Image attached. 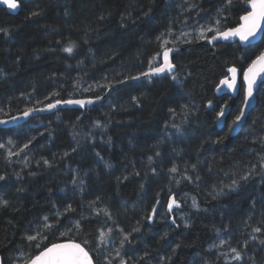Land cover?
I'll return each instance as SVG.
<instances>
[{
    "label": "trees",
    "instance_id": "1",
    "mask_svg": "<svg viewBox=\"0 0 264 264\" xmlns=\"http://www.w3.org/2000/svg\"><path fill=\"white\" fill-rule=\"evenodd\" d=\"M21 5L17 15L0 6V29L6 30L0 31V120L57 101L103 97L159 66L165 47L183 50L174 56L172 75L127 83L94 106L0 128V200L8 201L0 206L3 263L27 264L39 253L37 241L27 236L43 230L47 216L56 228L44 244L87 240L95 264H107L93 251L97 246L111 264H264V84L237 136L231 130L244 86L237 98L216 94L229 68L243 74L264 51V36L249 48L181 38L216 27L218 13L226 18L221 31L238 26L245 14L242 0L230 6L226 0H23ZM70 42L71 54L63 51ZM227 106L231 111L219 130ZM10 140L14 152L8 150ZM173 166L175 173L169 171ZM249 172L247 180L240 179ZM233 180L238 186L230 188ZM173 197L179 207L171 212ZM68 204L74 212L65 213ZM153 207L155 215L147 219ZM57 212L64 213L58 223ZM256 227L261 232H254ZM109 228V244L100 245L98 230ZM124 234L130 235L122 245Z\"/></svg>",
    "mask_w": 264,
    "mask_h": 264
},
{
    "label": "snow or ice",
    "instance_id": "2",
    "mask_svg": "<svg viewBox=\"0 0 264 264\" xmlns=\"http://www.w3.org/2000/svg\"><path fill=\"white\" fill-rule=\"evenodd\" d=\"M4 5H6L10 9H16L19 7L18 0H0ZM233 0H226V5H232ZM243 3V11L244 15H241L239 17V21L241 23L238 24L236 27H230L227 28L226 30L221 31L220 30V25H221V20H226V18L218 13V19L215 21L216 27L209 26L206 30L205 29H200V35L199 39H207L208 37L205 36L204 32H214L215 34L211 37V40H216L217 37H221L225 40L228 39H234L236 37L239 38L240 42H243L247 44L249 47H255V45L252 43L251 38H255L257 34L259 33L260 35L264 36V0H242ZM223 9H221V12ZM33 16L39 15L37 12L32 13ZM103 19V17H101ZM0 31H6L4 29H0ZM169 34H171L169 32ZM163 35V34H162ZM187 33H182L181 38L187 37ZM161 39L158 37V40ZM168 41L163 40V45H167ZM75 45L73 43H69V46L63 48L64 52H67L71 54L73 52ZM172 49L165 47L162 57H163V64L160 67L156 68H149L150 72H155V73H162L167 69L168 71H171L172 68L174 67L173 64L170 63L169 61V52ZM161 54L157 53V57H159ZM243 59V58H241ZM228 71L232 74L231 79L225 78L220 81L222 85H227L228 88H234L235 83H236V74H237V69L235 67H231L228 69ZM264 72V51H261L259 55L256 56L254 60H252L251 64L248 66L247 71L243 73V78L248 82V89L247 93L248 96L252 95V85L255 82L256 76L260 73ZM142 75H148V73H142ZM138 77H134L136 79ZM173 80L176 79L175 76L172 77ZM56 103H60V101H57ZM66 104H79L83 105L85 104V101L83 100H68L64 101ZM87 103H92L91 100L87 101ZM55 107V104H49L48 108H53ZM29 111H32L31 109L28 111L24 112V115L27 116ZM224 113L223 111L220 112V116H223ZM243 116V111H241L240 115L236 117V121H233L235 124L237 121L241 119ZM0 123H5L4 121H0ZM12 141H9V144H11ZM28 144H24V148H28ZM0 147H3L0 145ZM75 151V149H73ZM11 155V153H9ZM159 155V153H157ZM151 157H149V161L151 162ZM45 164H48L49 162L47 160L44 161ZM193 168H195V165H193ZM154 171V170H153ZM169 171L175 173L177 172V168L173 166ZM136 175H139V173H136ZM252 173L249 172L248 175L241 176L240 179L242 180H247L249 176H251ZM187 179H191V177H186ZM0 179H4V177L0 176ZM126 179V177H125ZM72 183L75 185L76 180H73ZM238 186V182L236 180L232 181V184L229 186L230 188H235ZM81 192L84 191L83 188L80 189ZM222 191V190H221ZM97 200H99V197H97ZM96 201H92L91 204H95ZM157 204H159V200L156 201ZM8 204V201L6 200H0V206H6ZM176 205L179 207L178 203L172 198V202L168 205L169 211H171L172 206ZM193 206L198 207L196 205L195 201H193ZM75 209L72 208L71 204H68L65 208V213L67 212H74ZM105 215L108 217L109 220H112V214L108 212L107 209L103 210ZM156 209L155 207L152 208L151 214L147 217V219H151L153 215H155ZM99 214V213H97ZM64 215V213L57 212L55 214V218L57 220V223L59 222V217ZM44 223L42 225L43 230H37L35 235H29L27 236L28 241H37L35 243L34 247L37 249H40L39 253L35 255L33 258H31L27 264H95L93 255L90 254V252L87 250L86 245L88 243L87 240L84 241V245L82 246L80 243L76 242H70V243H54L50 242L49 245H45L44 241L48 240V235L49 233L52 232L53 229L56 228V224L50 223L49 219L47 216L43 218ZM175 221L173 220V223ZM113 223L115 221L113 220ZM187 227V225H185ZM74 228L77 230V232L81 231L80 227V222L76 221L74 224ZM260 227H256L253 229L254 232H261ZM59 235L64 236L67 235V232H59L57 229ZM99 231V237L98 239L100 240V245H103L106 242V237L110 235L112 232V229L109 228L107 232H104L102 230ZM119 231L121 233L124 232L123 228H120ZM133 231H139V229H133ZM130 234H124V239L121 241V244L123 245L124 241H127L129 239ZM167 236V233L164 234ZM223 243V241L221 242ZM261 244H264V240L260 241ZM43 245V247H42ZM247 245H245L246 247ZM179 247V245H177ZM93 251L96 252L97 257L101 261H107V264H111V260L108 259V256L104 254L103 251L100 250V246H97L96 249ZM119 251V250H117ZM232 252L235 253V259L239 260L241 259V253L237 251L236 248L232 249ZM121 264H126L123 260L121 261Z\"/></svg>",
    "mask_w": 264,
    "mask_h": 264
},
{
    "label": "water",
    "instance_id": "3",
    "mask_svg": "<svg viewBox=\"0 0 264 264\" xmlns=\"http://www.w3.org/2000/svg\"><path fill=\"white\" fill-rule=\"evenodd\" d=\"M22 1L23 0H18L19 7L16 9H10L6 5H4L2 2H0V6H2L4 9H6L9 14L17 15L21 11V8H22L21 2ZM240 23H241V21H240ZM251 39H252V43L256 46L262 41L263 36L258 33L255 38H251ZM202 43H206V44H217V43L240 44L243 48H249V46L247 44L240 42L238 37H236L234 39H228V40H225L221 37H217L216 40H211V38H208V39L202 40ZM170 49H172V50L169 52V61L171 64L174 65V67L172 68L171 71H168L167 69H165V71L162 73H155V72H150L148 70V71L144 72V73H148V75H142L141 74L136 79H132L129 82H125V83H122L120 85H116V86L110 88L107 91L106 95H104L103 97L73 99V101H76V100L85 101V104H83V105L66 104V103H64V101L63 102L60 101V103H56V102L52 103V104H55V107H53V108H48V105H47V106L42 107V108L31 109L32 111H29L27 116H25L23 113L21 115H18V116L9 118V119L0 120V121L5 122V123H0V128L7 129V128L17 127V126H20V125L28 122L33 117L40 116V115L54 114V113L58 112L59 110H63V109H83V108H86L89 106H94V105H97V104L103 102L109 96V94L112 91L116 90L120 86H123L127 83L141 82V81H146V80H150V79H159V78L166 77L168 75H172V74H174L175 69H176V65L174 64V61H173L174 56L177 53L181 52L183 50V48H176L175 47V48H170ZM162 64H163V57H162L161 64L157 67L162 66ZM246 71H247V69H246ZM229 74L230 75L228 78L231 79L232 74L230 72H229ZM263 84H264V72H260L256 76L255 82L252 85V95L248 96V93H247L248 82L246 80H244L243 74H241V72L239 70H237L236 83H235L234 88H228L227 85H222L221 83L218 86V88L216 90L217 96L228 95V96H231L233 98H237L239 96L240 91H241V86L242 85L244 86V102H243L242 109H241V111H243V116L241 117V119L239 121H237L233 125L232 130H231L232 136H237L242 131L243 127L245 126L249 115L251 114V112L254 110V108L257 105L258 93H259L260 88ZM89 100H91L92 103H87V101H89ZM230 111H231V106H227L223 109L224 115L219 116L218 122H217V127L219 130H221L225 127L226 120H227V117H228ZM172 209H174V206H172ZM70 242H75V241H64V242H59V243H70ZM76 243H79V242H76ZM81 245L84 246L83 244H81ZM0 264H4L1 254H0Z\"/></svg>",
    "mask_w": 264,
    "mask_h": 264
},
{
    "label": "rangeland",
    "instance_id": "4",
    "mask_svg": "<svg viewBox=\"0 0 264 264\" xmlns=\"http://www.w3.org/2000/svg\"><path fill=\"white\" fill-rule=\"evenodd\" d=\"M209 26H207V27H202V28H200V29H207ZM200 29L198 30V32H196L195 34L193 33V32H189V33H187L188 35H187V37H185V38H183V40L184 41H190V40H195V39H197V40H199V35H200ZM207 31H205L204 32V34H205V36L207 35ZM201 40V39H200ZM8 150L10 151V152H14V151H16V149H17V147H16V145L14 144V142L12 141V143L11 144H9V142H8ZM174 206V209L171 211V212H174L175 211V204L173 205ZM105 243H107V245L109 244L108 243V241H107V239H106V242Z\"/></svg>",
    "mask_w": 264,
    "mask_h": 264
}]
</instances>
